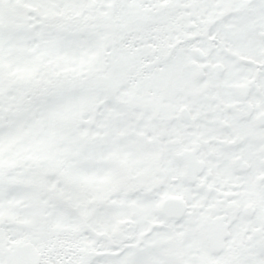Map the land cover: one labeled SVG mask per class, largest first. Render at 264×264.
<instances>
[{
  "label": "snow or ice",
  "instance_id": "6c2138e0",
  "mask_svg": "<svg viewBox=\"0 0 264 264\" xmlns=\"http://www.w3.org/2000/svg\"><path fill=\"white\" fill-rule=\"evenodd\" d=\"M0 264H264V0H0Z\"/></svg>",
  "mask_w": 264,
  "mask_h": 264
}]
</instances>
